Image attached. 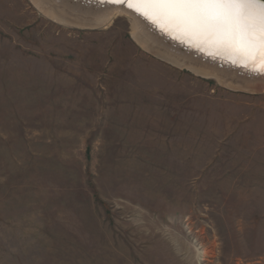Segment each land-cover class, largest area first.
I'll return each mask as SVG.
<instances>
[{"label": "rangeland", "instance_id": "374dc122", "mask_svg": "<svg viewBox=\"0 0 264 264\" xmlns=\"http://www.w3.org/2000/svg\"><path fill=\"white\" fill-rule=\"evenodd\" d=\"M114 17L0 0V264H264V89Z\"/></svg>", "mask_w": 264, "mask_h": 264}, {"label": "snow or ice", "instance_id": "6c2138e0", "mask_svg": "<svg viewBox=\"0 0 264 264\" xmlns=\"http://www.w3.org/2000/svg\"><path fill=\"white\" fill-rule=\"evenodd\" d=\"M124 5L174 32L213 47L219 53L243 58L264 73V0H92ZM174 39L177 36L173 37ZM235 63V61H233Z\"/></svg>", "mask_w": 264, "mask_h": 264}, {"label": "bare ground", "instance_id": "6f19581e", "mask_svg": "<svg viewBox=\"0 0 264 264\" xmlns=\"http://www.w3.org/2000/svg\"><path fill=\"white\" fill-rule=\"evenodd\" d=\"M32 1L45 16L67 27L98 28L110 22L118 14L128 15L133 21L134 39L147 51L197 75L215 78L221 85L229 88L251 91L264 89V73L257 71L250 64L245 67L247 62L243 58L219 53L215 48L208 46H203L201 50L195 46V41L174 32L162 31L159 24H154L124 5L101 4L92 0ZM174 36L177 38L174 39ZM208 54L224 57L232 63L223 64L212 61Z\"/></svg>", "mask_w": 264, "mask_h": 264}, {"label": "water", "instance_id": "95a60500", "mask_svg": "<svg viewBox=\"0 0 264 264\" xmlns=\"http://www.w3.org/2000/svg\"><path fill=\"white\" fill-rule=\"evenodd\" d=\"M184 39V38H183ZM185 41V40H184ZM184 41H182V43H185ZM200 51V50H198ZM201 52V51H200ZM212 61H216V62H220V63H223V64H228V63H232L231 61H229L228 59H225L224 57H220V56H215V55H212V54H208L207 55ZM249 69V68H248ZM257 74V73H256Z\"/></svg>", "mask_w": 264, "mask_h": 264}]
</instances>
